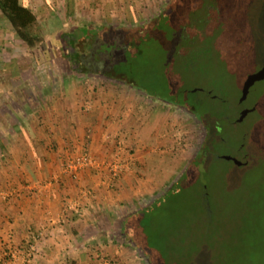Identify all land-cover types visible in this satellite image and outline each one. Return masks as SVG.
<instances>
[{
	"label": "rangeland",
	"instance_id": "1",
	"mask_svg": "<svg viewBox=\"0 0 264 264\" xmlns=\"http://www.w3.org/2000/svg\"><path fill=\"white\" fill-rule=\"evenodd\" d=\"M123 1L127 6L126 11L121 9L124 20L118 9L65 18L58 17L61 12L56 1L38 6L30 3L44 35L41 48L32 51L11 29L0 26V62L5 64L0 68V94L9 92L14 97L10 108L7 98L0 99V113H7L0 114V119L7 122L9 109L12 113L20 106L22 109L21 103L27 98L31 104L40 102L41 92L49 91L50 97L57 98L56 94L65 91L63 81L64 86L74 85L85 92L104 88L114 96L125 93L127 107L123 109L130 114L126 118L131 125L125 130L127 135L112 139V156L115 141L120 140L118 161L123 166L122 156L133 161L141 155L147 163L141 166L143 175L135 173L128 180L137 187L136 194L123 191L118 199L119 214L108 216L111 224L117 227L121 219L154 202L152 209H144L134 218L135 233L131 230L130 234L135 245L149 251L156 264H264V80L255 83L241 103L237 98L243 77L264 61V0H173L155 26L148 32L144 29L147 33L139 39L140 29L133 28L151 20L165 0ZM84 23L90 30L100 28L99 33L90 36L87 43L81 40L73 45L70 27ZM115 28L123 34L114 47L110 33ZM195 35L201 37L200 42ZM100 43H104L102 48ZM77 51L83 54L78 59L74 57ZM77 60L89 71L87 75L76 73ZM108 68L123 74V79L115 73L117 79L106 76L110 74ZM22 92L27 95L17 98ZM162 98L193 106L189 109L192 115L160 102ZM253 104L257 105L255 111L240 122L232 121L240 105ZM37 109L41 111L39 106ZM219 110L228 119L219 118L214 127V114ZM155 112L160 116L154 122L153 137L160 146L156 144L152 151L136 143L127 146L126 141L138 140L129 138L130 129L142 128ZM207 130L213 136L210 146L206 141L211 150L206 155L208 161L198 169L200 174L190 166L186 175L184 170L209 135ZM162 142L166 143L162 146ZM152 153L169 158L166 166L150 164ZM81 154L97 164L86 150L75 151L68 160ZM173 162L184 163L178 167L172 166ZM152 167L163 183L148 178ZM122 174L115 181L109 176L99 178L98 184L119 196ZM178 180L181 188L168 192ZM137 251L142 264H149L142 251Z\"/></svg>",
	"mask_w": 264,
	"mask_h": 264
},
{
	"label": "crops",
	"instance_id": "2",
	"mask_svg": "<svg viewBox=\"0 0 264 264\" xmlns=\"http://www.w3.org/2000/svg\"><path fill=\"white\" fill-rule=\"evenodd\" d=\"M52 1L59 6L58 17L74 18L100 9L109 13L118 9L123 20L126 18L121 13L127 8L123 0ZM22 2L32 8L31 4L46 5L51 0ZM70 29L80 31L82 27ZM4 65L0 62V68ZM62 84L65 91L60 96L56 94V99L49 96V91L41 92L40 102L31 104L27 98L21 103L22 109L20 106L13 113L9 109L7 122L0 119V254H11L8 264H142L130 234L132 228H126L129 217L123 222L121 219L116 227L108 216L119 214L118 199L124 192L133 194L137 190L128 180L135 173L143 175L141 166L147 163L144 156L138 155L133 161L122 156L126 169L122 170L119 196L98 184L99 178L108 176L103 168H87L76 181L63 172L68 157L77 150H86L101 166L112 159L113 137L127 135L125 130L131 125L127 119L130 114L124 111L126 95L120 92L114 96L104 88L85 92L74 85L65 87L64 81ZM7 94L2 92L0 99L7 98L10 108L14 97ZM23 94L27 95L22 92L17 98ZM118 99L123 101L117 102ZM83 106L90 110L85 111ZM130 130L129 138L138 140L126 141L127 146L136 143L151 151L156 144L160 146L157 141L151 146L140 140L142 128Z\"/></svg>",
	"mask_w": 264,
	"mask_h": 264
},
{
	"label": "trees",
	"instance_id": "3",
	"mask_svg": "<svg viewBox=\"0 0 264 264\" xmlns=\"http://www.w3.org/2000/svg\"><path fill=\"white\" fill-rule=\"evenodd\" d=\"M172 2H173V0H168V2H165L162 5V7L160 8L161 9L160 11L154 12L153 15H155V16H153L151 18V20H149L148 22H145V23L142 22L141 24H138L135 28H133V29H135L134 31L140 29L141 35H139L137 39L141 38L142 35L147 33L148 28H150L152 25L155 26L156 22L159 21L160 18L163 16L165 8ZM49 19L50 18L46 19L47 21L45 20L46 23H48ZM0 26L8 27L9 29H11L13 31V34L15 35V37L19 41H21L31 51L35 50L37 48H41V46L44 43V35H43L42 24H41L40 19L37 18V16L34 14L32 9L26 3H23L22 0H0ZM81 27H82V30L78 31V29H75L68 34L69 38L70 37L72 38V41L74 43L73 45H79L81 40H84L87 43L88 41H90L89 37L92 35H98L99 30H100V28H96L95 30H92V29L90 30L89 25L85 24V23L82 24ZM144 29H147L146 30L147 32L143 31ZM118 31H120V30L118 28H115L114 32L110 33L111 35L113 34L112 40L110 42L112 44L111 46H114L115 43H119L118 42V41H120L119 38H122L121 34H123V33H119ZM199 35H195V39L200 42L201 37ZM126 36L128 37V35H126ZM131 36H135V35L132 34ZM134 38L135 37L129 38V40H128V41H130L129 43H131ZM99 40H101V39H99ZM123 40L124 39H122V41ZM104 43H100L99 47L102 48ZM119 45L123 46V42H120ZM85 47L88 48V44H86ZM96 49H98V47ZM179 52L180 51L178 50L176 53L179 54ZM85 53L87 54V52H85ZM184 53H186V52H184ZM81 55H83V54L81 53ZM81 55H80V51H77V52H75L74 57L76 59H78L81 57ZM75 71H76V73L81 74V75H87L89 73V71L87 69H85L82 65H80L79 60H77ZM108 71L110 72V74H106V76L109 75L108 76L109 78L112 77L113 79L114 78L117 79V77H119V78L123 79V77H124L123 74L116 73L111 68H108ZM114 73L117 74L116 75L117 77L116 76L113 77ZM118 81L122 82V81H120V79ZM160 102L166 103V104H171V105H178L179 104L178 102H176V99H171V98H170V100L169 99H163L162 101L160 100ZM187 107H190V106H187ZM159 116H160V112H155L154 114H152V118H150L147 121V123L142 126V131L138 135L139 139L143 140L144 142H146L149 145L153 144V141H154V137H153L154 122L157 118H159ZM197 118H199V117H197ZM219 118L226 119V120L228 119V118H226V114L222 113L221 110L215 111L214 118H213V121H214L213 126L214 127L216 126L215 124L218 122ZM200 120L204 122L203 117ZM204 123H206V122H204ZM207 132H209V135L207 134L206 139L201 144V146L197 150L196 154L190 160L186 169L184 170L186 175L188 173L187 171H188L190 166L193 168V170L195 169L196 172H198V169L201 170L200 168H202L203 165L208 161L206 155H207V153L211 152V150L208 149L209 148L208 146H210L213 143V136L211 137L210 131L207 130ZM207 140H209L208 146L206 145ZM163 145L164 144H162V146ZM148 159L151 160V161L149 160L150 164L154 165L155 163L156 164L160 163V164H162V167H163V165L166 166V163L168 162L169 158H166V157L162 158V157L158 156V154L152 153L149 155ZM183 163H181V162L180 163H178V162L174 163L173 162L172 166L174 164L178 167L179 166L182 167ZM204 169H206V165L204 166ZM153 172H154V170L152 171L151 175L150 174L148 175V178L150 177V179L153 182L163 183V181L158 178L159 176H157V175L155 176V174ZM147 174H148V172H147ZM198 174H200V172H198ZM181 176H180V178H183ZM181 186L182 185H181V183H179V180H178L176 183L173 184V186L170 188V190L168 192H170L172 189L181 188ZM168 192L165 193L166 194L165 197L167 196ZM163 195L164 194H162L161 196H163ZM160 197H158V198H160ZM153 204H154V202H152L151 205L148 206V208L146 207V208H143V209L137 211L136 214L133 215V217H130L129 221L126 222V225L130 226L132 228V231H134V233H135V229H134L133 223H131V222H133L134 218H136L138 216V214L141 213V211L143 212L144 209H152ZM136 246H138V248L142 251L144 256L148 259L149 264H156L153 260L154 259L153 256L151 254H148L149 251L147 252L146 250L140 248L139 245H136Z\"/></svg>",
	"mask_w": 264,
	"mask_h": 264
},
{
	"label": "built area",
	"instance_id": "4",
	"mask_svg": "<svg viewBox=\"0 0 264 264\" xmlns=\"http://www.w3.org/2000/svg\"><path fill=\"white\" fill-rule=\"evenodd\" d=\"M89 109L90 107L86 106L85 111H88ZM121 147L122 146L120 140L115 141L116 153L114 157L110 160V162H108L107 164H103L102 166L100 164H94V162L89 158L87 154H81L67 160L65 165L63 166V172L72 180L76 181L79 178V175L83 169L96 165L98 168L105 169L112 181L118 180L122 173L121 169L126 166L125 163L123 166L122 163L118 161V156ZM11 257L12 256L9 252H2L0 254V264H8Z\"/></svg>",
	"mask_w": 264,
	"mask_h": 264
},
{
	"label": "water",
	"instance_id": "5",
	"mask_svg": "<svg viewBox=\"0 0 264 264\" xmlns=\"http://www.w3.org/2000/svg\"><path fill=\"white\" fill-rule=\"evenodd\" d=\"M262 80H264V61L254 71L247 73L243 77L242 81L240 82V86H239V93L237 97L238 100L241 102L243 99H245L251 87L255 83L260 82ZM238 108L239 109L237 111V114L236 116H234V119H233V121L235 122L242 121L249 113H251L252 111H255L256 104H253L250 107H244L243 105H240Z\"/></svg>",
	"mask_w": 264,
	"mask_h": 264
},
{
	"label": "flooded vegetation",
	"instance_id": "6",
	"mask_svg": "<svg viewBox=\"0 0 264 264\" xmlns=\"http://www.w3.org/2000/svg\"><path fill=\"white\" fill-rule=\"evenodd\" d=\"M239 103H241V102H239ZM178 108H181L183 111H185V113L186 114H188V115H192L190 112H189V109H193L194 107H192V106H190V107H187L186 105H180V104H178V105H176ZM257 106V105H256ZM188 108V109H187ZM256 109V108H255ZM238 111V110H237ZM233 121V120H232ZM207 135V134H206ZM242 148H243V146L240 148L241 150H239L240 152L242 151Z\"/></svg>",
	"mask_w": 264,
	"mask_h": 264
}]
</instances>
